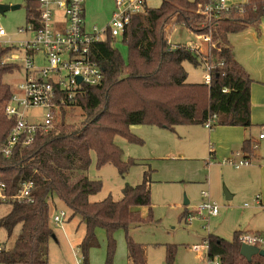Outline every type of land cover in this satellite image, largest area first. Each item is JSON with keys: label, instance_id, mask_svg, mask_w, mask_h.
Segmentation results:
<instances>
[{"label": "trees", "instance_id": "16d2710c", "mask_svg": "<svg viewBox=\"0 0 264 264\" xmlns=\"http://www.w3.org/2000/svg\"><path fill=\"white\" fill-rule=\"evenodd\" d=\"M211 1L162 0L156 7L146 5L145 13L134 16L120 35L128 47L127 63L114 45L117 36L109 34L96 42L92 54L100 63L104 78L98 85H84L74 97L71 110H82L79 123L62 122L47 132L38 131L32 142L16 144L9 156H5L2 147L15 125V119L5 113L14 85L7 83L4 76L20 66L4 60L15 46L0 44V181L5 184L7 194L18 192L24 181L33 182L31 201H4L12 208L0 218V225L10 234L21 224V231L11 248L7 249L4 244L0 251L1 263L49 264L41 255V248L55 236L50 224V200L57 198L70 211V219L78 215L86 226L79 245L83 264H88L89 250L99 244L98 228L107 234L106 264H112L117 246L114 234L119 229L126 234L129 263L146 264L144 244L136 242L129 233L132 225L152 219L145 180L136 185L127 183L120 200L109 196L91 201L90 195L98 193L103 183L100 179H91L85 171L89 169L92 153L98 166L113 163L120 172L127 171L133 161L123 160V151L115 136L143 143L130 130L132 124L174 130L180 124L204 125L210 116H215L212 127L252 125L254 79L237 59L228 36L249 26L259 29L264 17V0H246L208 16L203 10ZM25 10L27 21L33 17L37 22L39 0H25ZM174 25H183L199 36L209 35L210 52L201 46L170 45L168 28ZM185 62L195 66L212 64L210 83L188 82ZM252 144L249 138L243 144V151L249 157L254 154ZM140 206L149 208V217L142 215ZM241 232L235 231L230 240L208 233L204 239L208 257L218 258L221 264H264V256L255 255L247 260L241 255L238 238ZM173 259L174 249L169 247L166 264H172Z\"/></svg>", "mask_w": 264, "mask_h": 264}, {"label": "rangeland", "instance_id": "374dc122", "mask_svg": "<svg viewBox=\"0 0 264 264\" xmlns=\"http://www.w3.org/2000/svg\"><path fill=\"white\" fill-rule=\"evenodd\" d=\"M242 2L246 0H228L226 5L230 7ZM0 4L17 6L0 13V26L8 33L5 39L10 40L1 45L17 46L22 41L33 39L32 32L19 31V28L27 24L25 0H0ZM85 7L87 27L97 26L98 29H103L116 10V2L85 0ZM168 30V40L172 46L186 44L193 48L201 46L202 49H207L202 36L191 33L183 25H174ZM102 37H106L105 33H102ZM228 38L237 59L254 79L253 83L263 82L260 77L264 78V17L259 29L249 26L229 34ZM114 45L127 63L128 47L120 35ZM12 53L13 51L6 54L4 60L8 61L7 57ZM17 54L15 63L24 64V54ZM184 66L188 82H203L206 72L203 64L195 66L185 62ZM21 79V70L4 76V80L12 85ZM261 85L264 86V83ZM81 114L82 110L79 108L68 111L62 122L77 124L81 120ZM27 115L30 121L43 122L44 111L41 108H31ZM226 128L229 127L218 125L208 128L200 124H180L171 130L157 125L132 124L130 130L141 137L143 143L130 142L122 135L115 136V142L123 151V160L129 163L133 161L124 172H120L113 163L98 166L95 153H92L89 169L85 172L91 179H100L103 185L98 193L90 195L91 201H101L109 196L120 200L123 197L122 189L127 183L136 185L145 180L152 187L149 194L152 219L143 224L132 225L129 229L133 239L144 244L146 264H166L169 247L174 249L172 264H200L208 260L204 240L208 233H217L230 240L236 229L252 227L253 230H248L249 232H264V183L258 181V168L255 169L256 172L252 171V168L259 167L258 163H264V143L252 144L256 156L250 165L235 168L223 164L222 159L240 150L243 144L238 138H232L230 130ZM260 128L264 130L259 123H253L248 128L242 127L244 137H250L254 131H260ZM213 150H217L219 156H214ZM245 177L250 180L247 181ZM203 190L209 191L210 200L218 206L216 215L195 213L197 206L206 200L202 195ZM227 192L235 195L227 198ZM186 200L188 203H185ZM245 204L248 206L245 207ZM11 208L10 203L0 202V218L8 214ZM148 209L147 206H140L145 217H149ZM60 210H65L67 216H70V211L59 199H51L50 224L55 236L43 244L41 255L49 264H83L79 245L86 226L78 215L71 219L68 217L62 223L54 222L53 216ZM184 212L186 215H183ZM20 231L21 224H17L10 234L0 225V243L5 244L7 249L11 248ZM96 231L99 244L89 250L88 264H106L107 234L103 228ZM114 238L117 246L112 264H130L125 231L117 230ZM194 245H199L200 248L196 251L193 249Z\"/></svg>", "mask_w": 264, "mask_h": 264}, {"label": "built area", "instance_id": "2783aa9c", "mask_svg": "<svg viewBox=\"0 0 264 264\" xmlns=\"http://www.w3.org/2000/svg\"><path fill=\"white\" fill-rule=\"evenodd\" d=\"M228 0H213L206 3L203 12L211 16L218 9L229 8ZM39 19L35 22L32 17L21 32H32L34 38L20 42L15 46L8 61L15 62L17 53L24 54V64L19 65L23 72V79L14 85L13 94L5 106L8 117L15 119V125L10 131L6 144L2 147L5 156H9L13 147L22 141L28 144L35 139L38 131L47 132L61 123L68 111L72 109L74 97L83 90L84 85H98L104 78V71L92 54V47L96 42L104 40L110 34L113 37L121 35L131 19L146 11V0H115L116 10L106 27L88 28L85 21V0H39ZM234 5V6H238ZM231 7V6H230ZM105 33L106 37H102ZM8 33L0 26V44H7ZM210 52L212 42L209 35L202 36ZM41 55V57H38ZM14 60V61H13ZM204 83L209 84L212 75V64L205 62ZM79 78L81 80H79ZM41 108L44 111L43 122L36 123L28 119V110ZM63 116V117H62ZM215 116H210L205 126L213 128ZM264 138V133L260 134ZM254 143V142H253ZM235 168L247 166L251 163L249 156L238 150L221 161ZM210 164V160L208 161ZM31 180L24 181L18 192L7 194L6 186L0 181V201L32 200ZM206 198L201 202L195 213L198 215H216L218 206L209 197V191L203 190ZM259 201V197H257ZM248 206V204H245ZM67 212L60 210L55 213L53 220L62 223L68 220ZM239 241L264 250V232L242 231ZM206 243V241H205ZM207 245V243H206ZM4 244L0 243V251ZM199 245L193 249L198 250ZM200 264H221L218 258L210 259Z\"/></svg>", "mask_w": 264, "mask_h": 264}, {"label": "crops", "instance_id": "0c3cea01", "mask_svg": "<svg viewBox=\"0 0 264 264\" xmlns=\"http://www.w3.org/2000/svg\"><path fill=\"white\" fill-rule=\"evenodd\" d=\"M160 4H161L160 0H146V5L149 6V7L150 6L151 7L159 6ZM84 9H85L84 13H85V21H86V7H85V4H84ZM86 25H87V22H86ZM202 42H204V41H202ZM204 50H206V48H204ZM260 78L262 79L263 82L257 81V82L252 83L254 85H251V122H252V124L253 123H259L260 126L264 127V86L261 85V84L264 83V78L262 76ZM254 90H255V92H254ZM225 127H229V128H226V129L230 130L229 133L231 134L230 136L232 138H238L240 141H243V144H244L245 139H248V138L252 139L253 142H259V144L261 142L264 143L263 142L264 138L263 139L259 138L260 134L264 133L263 128H260V131H254L253 135H251L250 137H244V132H243L241 126H226L225 125ZM238 129H241V131L239 132ZM243 144H242V148L240 150H244L243 149ZM212 153L216 157L219 156L217 150H213ZM255 156L256 155L254 153L252 156L249 157L251 163L253 161V158H255ZM210 162H211V160H210ZM258 164H259V167H255L254 169L252 168V171L256 172L255 169L258 168V170H259V179H258V181H261L262 183H264V165H263L264 163H258ZM248 173L250 174L251 171H249ZM253 175H254L253 177L255 178L256 177L255 174H253ZM245 179L247 181L250 180L248 177H245ZM147 188L149 190V194H151V188H152L151 185H148ZM233 195H235V194H231V193L227 192V198H231ZM261 204H262V202H261ZM262 206H264V203L262 204ZM248 230H253V229H252V227H249L247 229H236L235 231H248ZM235 231H234V233H235ZM213 234L221 236V235H219L217 233H213Z\"/></svg>", "mask_w": 264, "mask_h": 264}, {"label": "water", "instance_id": "95a60500", "mask_svg": "<svg viewBox=\"0 0 264 264\" xmlns=\"http://www.w3.org/2000/svg\"><path fill=\"white\" fill-rule=\"evenodd\" d=\"M16 5H10V4H0V13L5 12L6 10L9 9H14L16 8ZM79 80H81L79 78ZM185 203H188L186 200ZM240 253L243 255L247 260H251L253 256L255 255H261L264 256V250H260L258 247L242 243L240 247Z\"/></svg>", "mask_w": 264, "mask_h": 264}]
</instances>
